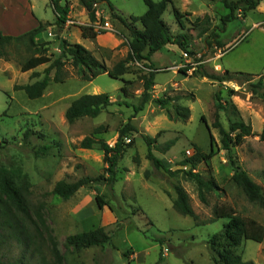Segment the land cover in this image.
I'll return each instance as SVG.
<instances>
[{"label":"rangeland","instance_id":"1","mask_svg":"<svg viewBox=\"0 0 264 264\" xmlns=\"http://www.w3.org/2000/svg\"><path fill=\"white\" fill-rule=\"evenodd\" d=\"M25 1L6 0L14 7V13L19 14L28 13ZM32 3L36 15L42 17L47 26L36 42L47 43L43 49L52 60L61 56L62 40L71 44L81 42L109 69L127 56L130 34L112 17L104 2L96 5L94 25L100 35L95 40L81 38L79 27L92 24L79 0H62L69 5L70 13L69 20L61 27L56 25L50 0H32ZM111 4L115 13L125 18L141 17L147 11L143 0H111ZM174 6L196 17L210 10L211 17L210 31L201 35L203 27H195V17H186L182 30L173 6H169L164 21L173 35L189 36L190 51L196 56L185 57L179 47L169 45L152 57V63L159 70L151 92L153 99L179 96L178 103L190 109L186 122L169 118L168 110L173 112L171 105L161 107L152 101L138 113L132 107L119 105L139 103L142 78L148 75L142 64L132 63L130 73L123 76L124 80L134 82L129 86L132 97L125 99L122 80L102 74L92 81H84L66 57L63 58V82L54 81L56 70L53 69L43 96L32 100L24 91L15 90V86L43 80L51 63L22 72L23 64L33 56L28 39L13 41L5 46L4 54H0V166L14 163L28 175L31 202L34 206L42 205L53 237V243L42 244L48 260H52L51 248L55 246L63 256L62 264H214L207 242L229 221H211L214 206H231L239 215L264 225V205L250 202L231 181L233 167L229 153L223 149L220 129L214 125L217 119L225 131H229L230 122L234 121L252 125L255 135L248 137L242 146L234 147L231 154L264 190V140L260 137L264 129V22L260 21H264V16L258 9L246 13L239 9L235 19L221 31V18L230 13L222 0H174ZM256 22L260 23L255 28ZM213 31L217 38L211 36ZM199 66L210 74L221 75L227 69L252 72L253 78L249 82L220 83L196 74L194 71ZM34 73L38 76L33 77ZM259 81L263 87L256 93L253 86ZM103 93L110 95L113 105L100 116L82 118L73 124L67 122L65 112L75 99L85 94ZM219 103L223 107L218 111ZM129 123L136 128L128 137L134 143L119 160L117 181L113 186L82 188L69 200L52 194L61 180L71 183L85 177L108 176L104 153L97 147L84 149L80 143L92 137L96 142L105 141L114 146L120 130ZM27 130H33L34 134L24 141ZM146 136L157 138L159 145L176 140L167 153L155 150V155L173 171L193 170L205 177L212 174L221 188L219 195L209 194V205H204L193 181L185 179L182 173L173 177L162 169L157 170L147 159ZM194 145L206 153L213 148L214 157L208 163H199L195 169L190 165L180 166L182 160L194 154ZM44 146L51 147L45 154L42 153ZM177 185L189 194L198 220L174 209ZM97 193L106 204L103 208L97 203ZM99 227L111 236L106 247L75 250L66 244L67 237ZM236 252L246 261L264 264V241H245ZM38 258L30 264H39L41 258Z\"/></svg>","mask_w":264,"mask_h":264},{"label":"trees","instance_id":"2","mask_svg":"<svg viewBox=\"0 0 264 264\" xmlns=\"http://www.w3.org/2000/svg\"><path fill=\"white\" fill-rule=\"evenodd\" d=\"M143 1L147 7V11L143 16L125 18L115 13L116 9L111 4V0H79L80 4L86 9L92 24L90 26L79 27L84 39L95 40L100 35V32L95 29L94 24L97 22L96 5L101 2H104L109 7L112 17L118 20L130 34L127 42L129 46L127 56L115 63L111 69L104 62L95 58L92 52L83 45L71 44L66 40H62L60 44L61 56L58 59L52 60L46 54V50L43 49L47 43L39 44L36 42L40 33L45 31L47 27L42 23L36 29L18 37L7 36L0 31V54L2 55L5 52V46L13 41L22 39H28L30 41L33 56L23 64L22 72L26 73L42 65L51 63L45 71V78L43 80L23 86H15V90L24 91L28 98L32 100L41 98L48 88L49 75L53 69L56 70L54 81L58 83L63 82L62 71L65 66L63 58L69 57L73 67L84 81H92L102 74H108L112 79L122 80L124 86L121 91L124 98L128 99L132 97L129 86L134 82L124 80L123 76L130 73V65L132 63H139L148 70V75L142 78L143 92L139 103L137 105H130L127 102H123L119 105L132 107L135 113L143 111L145 106L152 101L161 107L171 105L173 112L168 110L169 118L174 121L186 122L190 118V109L178 103L180 100L179 96L174 98L166 96L165 98L153 99L151 92L155 86V78L159 70L152 63V57L169 44L177 45L184 53L196 56V53L190 51L189 36L185 33L173 35L169 26L163 20L164 13L169 5L172 4L175 19L181 29L184 30L185 24L183 19L189 17L191 14L186 12L182 13L174 6L173 0ZM261 1L263 0H222L225 7L230 10V13L221 18L223 25L221 31L225 29L228 22L235 19L236 12L239 9L244 13L255 10ZM50 3L56 17V25L61 27L62 24H65L69 20L70 7L67 3L63 4L62 0H50ZM194 25L197 28L203 27L200 34L205 35L210 31L211 17L206 14L202 18H197ZM211 36L217 38L214 31ZM194 72L201 77L220 83L241 80L249 82L253 78L252 74L233 72L230 70H225L221 75L210 74L201 66L196 68ZM37 76V73L33 74V77ZM262 87V81H259L253 86L256 93ZM111 105H113L111 97L106 93L85 94L71 103L65 112V119L69 124H73L82 118H97ZM217 107L219 111L223 106L219 103ZM214 125L215 128L220 129L223 149L229 153V159L233 167L231 181L243 191L250 202L264 205L263 188L251 178L246 170H243L236 163L231 154L234 147L242 146L248 137L255 135L252 125L242 121L230 122L229 131H225L218 119ZM135 131L136 128L134 126L130 123L126 124L120 130L118 140L114 146H110L105 141L96 142L92 137H86L80 143V146L84 149L97 147L104 153V162L108 165L106 170L108 176L101 175L96 178L85 177L71 183L61 180L56 183L52 194L63 200H69L82 188L91 186L98 187L101 184L113 186L117 181V166L119 160L126 152V149L134 143L128 137L131 132ZM32 134H34L33 130H27L24 133V141H27ZM260 137L264 140V129ZM211 138L214 143L213 136ZM144 140L148 146L147 159L151 161L153 166L157 170H164L173 177L182 173L185 179L193 181L197 186L198 197L204 205H209V194L214 193L219 195L221 188L212 174L205 177L193 170L173 171L164 160L155 155V150H159L162 154L167 153L174 147L176 140H170L163 145L158 144L157 138L146 136ZM50 148L48 146L42 147V153L45 154ZM214 155L213 148L209 153H206L199 146L194 145V154L182 160L179 165H190L192 169H195L199 163H208ZM31 188L32 186L28 175L19 166L14 163L0 166V264H30L38 257L41 258L39 264L63 263V256L55 246L51 248L52 260H48L43 254L42 244L47 243V241L53 243V237L42 213V205L34 206L31 202ZM174 190L176 192V199L173 202L174 209L183 216H189L198 220L199 217L191 205L187 191L180 185L175 186ZM96 200L101 208L106 205L99 193H97ZM217 219H228L229 221L220 232L214 234L207 242L213 263L255 264L253 261L244 260L236 252V249L248 240L262 243L264 241V225L252 218L239 215L233 207L228 205L214 206L211 221ZM110 242L111 236L102 227L78 233L66 239V244L75 250L89 249L92 247L104 248ZM15 249L19 250L20 253H17Z\"/></svg>","mask_w":264,"mask_h":264},{"label":"crops","instance_id":"3","mask_svg":"<svg viewBox=\"0 0 264 264\" xmlns=\"http://www.w3.org/2000/svg\"><path fill=\"white\" fill-rule=\"evenodd\" d=\"M25 3H26L25 8L28 11V13L23 12L22 14H19V13H14V7L11 4L7 3L6 0H2V2H1V4H2L1 5L2 17H0V31L4 35L12 36V37H18V36L24 35L30 31L36 29L41 23L42 24L45 23V21L42 19V17H39L38 15H36L32 0H26ZM173 4H174V0H173ZM171 5H169V6H171ZM210 9H211V7H210ZM256 9H258L260 12H262V15L264 16V0L260 2V4L258 5V7ZM185 12L190 13L191 15L189 17L190 18L195 17V20H196L197 18H202L206 14L209 15L210 10L208 12H205L204 14H202L200 16H197V17H196V15L192 14L189 11H184L182 13H185ZM260 22L262 23L264 21H260ZM260 22L254 23L253 27H255ZM52 27H54V26H52ZM81 38H83V37H81ZM97 38H99V36ZM85 40H89V39H85ZM79 44L82 45L81 42ZM169 45L172 46V44H169ZM169 45H167L165 48L167 49L168 47H170ZM87 49L89 50V48H87ZM227 70H230V69H227ZM230 71H235V69L230 70ZM236 72H240V71H236ZM244 73H247V72H244ZM250 73L252 74V72H250Z\"/></svg>","mask_w":264,"mask_h":264},{"label":"built area","instance_id":"4","mask_svg":"<svg viewBox=\"0 0 264 264\" xmlns=\"http://www.w3.org/2000/svg\"><path fill=\"white\" fill-rule=\"evenodd\" d=\"M94 26H95V25H94ZM98 27H100V26H98ZM96 28H97V25H96L95 29H96ZM97 29H98V28H97ZM97 29H96V30H97ZM98 32H99V31H98ZM50 36H51V34H50ZM183 55H184L185 57H188V54H186V53H184Z\"/></svg>","mask_w":264,"mask_h":264}]
</instances>
